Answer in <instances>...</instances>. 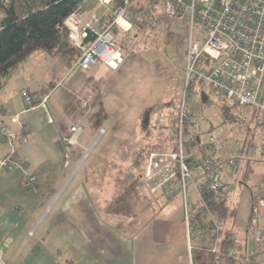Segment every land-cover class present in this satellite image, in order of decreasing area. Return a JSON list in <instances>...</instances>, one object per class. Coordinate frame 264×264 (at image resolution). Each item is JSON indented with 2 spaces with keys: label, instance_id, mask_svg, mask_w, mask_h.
<instances>
[{
  "label": "rangeland",
  "instance_id": "1",
  "mask_svg": "<svg viewBox=\"0 0 264 264\" xmlns=\"http://www.w3.org/2000/svg\"><path fill=\"white\" fill-rule=\"evenodd\" d=\"M87 1L82 11L87 13L85 17L96 15L100 18L99 25L105 26L112 18L110 11L94 0ZM165 1L133 0L130 13L136 15L137 20L130 21L127 32L118 28L111 30L114 44L123 57L117 72L108 70L106 73L101 62H97L91 72L82 70L76 66V55V59L69 61L59 54L55 57L39 54L17 65L7 78V84L12 87L8 89L16 90L19 96V90L27 88L34 100L47 95L53 127L63 131L71 124H80L86 133L92 134L88 146L94 143L98 149L115 147L116 156H125L130 172L124 168L120 173L128 183L116 185L117 190H126L129 213L136 215L142 211L146 219L152 217V211L164 213L167 209L172 218H178L185 208L191 216L196 207L197 197L189 183L186 184L185 207L180 194H174L175 199L169 202V192H161L165 201L162 196L158 200L159 189L169 184L168 179L175 178V136L179 118L183 115L191 119L192 131L199 134L202 142H207L211 136L222 146L217 157L238 159L242 166L248 163L246 184L239 188L237 183L227 188L228 204L236 206L234 225L242 230L244 224L247 225L250 193L264 197V119L237 103L224 101L223 104L214 89L201 86L192 77L190 85H186L189 18L167 22ZM2 16L0 11V20ZM94 26L97 28V24ZM204 36L205 32L195 22L193 39L199 41ZM81 101L88 106H83ZM220 107L226 108L225 115L221 114ZM51 127L48 131L53 130ZM86 133L84 136L90 138ZM57 137L60 141L61 135ZM82 141L80 145L85 144ZM247 144L250 153L242 155L241 150ZM188 159L197 162L194 154ZM186 162L190 167L189 160ZM124 206L125 202L118 200L116 208ZM232 224V219H227L223 226L232 229ZM240 230L233 233L239 241ZM253 246L251 242L249 248Z\"/></svg>",
  "mask_w": 264,
  "mask_h": 264
},
{
  "label": "crops",
  "instance_id": "2",
  "mask_svg": "<svg viewBox=\"0 0 264 264\" xmlns=\"http://www.w3.org/2000/svg\"><path fill=\"white\" fill-rule=\"evenodd\" d=\"M71 49L58 54L69 61L76 59L75 55L78 59L79 53ZM39 54L43 53H35L23 62ZM101 64L106 73L113 72ZM7 80L0 88V126L22 132L27 141L13 151L10 143L0 138V160L9 159L12 164L10 170L0 171V264H194L192 250L207 243L188 234L184 209L178 218H172L169 209L164 213L152 211V217L147 219L142 211L130 214L126 190L119 191L116 186L128 183L120 173L124 168L130 172L125 156H116L115 147L98 149L94 143L88 146L92 134L80 124H71L63 131L53 127L47 95L43 96L46 102L38 104L40 99L34 100L27 88H21L19 96L16 90H9ZM22 91L37 105L27 107ZM49 126L54 131H48ZM76 126L82 128L78 144L64 143L71 135L70 128ZM57 135H61L60 141ZM81 139L85 144H79ZM250 150V146L243 147L241 154L248 155ZM189 162L193 168L195 163L190 159ZM247 168L246 163L241 170ZM28 177L34 183L24 188L22 181ZM168 181L166 187L159 189L158 200L162 196L165 201L160 194L169 192V202L175 199L174 194H180L181 201L179 180L175 176ZM250 195L247 225L253 198L257 196ZM118 200L125 202L123 209L116 208ZM233 208L235 215L228 218L233 226L226 229V236L244 253L247 225L242 230L234 225L236 206ZM239 230L241 241L233 235ZM250 243L246 249L251 256L243 264H264V242H252V249Z\"/></svg>",
  "mask_w": 264,
  "mask_h": 264
},
{
  "label": "built area",
  "instance_id": "3",
  "mask_svg": "<svg viewBox=\"0 0 264 264\" xmlns=\"http://www.w3.org/2000/svg\"><path fill=\"white\" fill-rule=\"evenodd\" d=\"M99 6L110 11L111 23L99 25L100 18L92 15L89 19L87 13L78 11L65 20L68 29V44L76 49L79 57L76 66L82 70H90L97 62L106 65L110 70L116 71L123 57L114 44L111 30L118 28L127 32L130 25L128 17L129 7L133 0H94ZM165 12L167 22L176 18L178 20L189 18V39L185 50L186 85L193 78L201 86L211 87L222 101H230L257 113L264 119V0H166ZM205 32L202 40L193 39V25ZM97 24V28L94 26ZM96 34L93 42L84 44L87 37L86 30ZM21 95L25 105L32 108L34 101L26 92ZM40 99L38 104L46 102ZM82 102V101H81ZM86 106L85 102H82ZM184 113V112H182ZM179 118L177 130L176 164L179 170V186L184 201L187 196L186 184L193 188L197 197V204L192 215L204 214L210 220L208 225L197 224L193 227L192 215L188 208L184 209V224L191 236L197 237L207 246L198 247L211 253L215 257V264H243L251 256L247 252L249 242H264V198L255 196L250 209L249 222L245 233V252L240 253L235 248L225 247L223 239L226 229L223 223H218L212 217L206 201L201 197L200 189L204 185L201 174L209 169V165L195 163L187 165L190 155L185 152L182 138V121ZM71 135L64 139L68 145H77V138L82 132L80 126L70 128ZM0 138L10 143L13 151L26 143V136L22 132L14 133L0 126ZM193 142V140L191 141ZM209 151L218 153L220 144L214 137L205 142ZM194 151L192 153L195 154ZM9 159L0 160V171L10 170ZM219 169L212 172L211 200L218 203L223 197V191L233 188L237 184L241 173V163L238 159H222ZM199 174L197 181L195 173ZM228 180H227V179ZM34 183L32 177L22 181L24 188ZM205 225V226H204ZM229 238V237H227Z\"/></svg>",
  "mask_w": 264,
  "mask_h": 264
},
{
  "label": "trees",
  "instance_id": "4",
  "mask_svg": "<svg viewBox=\"0 0 264 264\" xmlns=\"http://www.w3.org/2000/svg\"><path fill=\"white\" fill-rule=\"evenodd\" d=\"M87 4V0H0V11L3 15L0 20V88L17 65L33 54L40 52L49 57H55L62 50H72L68 44V29L65 26V20L70 15L83 11ZM128 10L130 21L137 20L138 17L130 13L133 6H130ZM111 20L112 18L106 25H109ZM76 51L75 54L78 52ZM222 103L225 102L222 101ZM33 105L35 106L37 103L34 102ZM225 109L220 107L221 114L225 115ZM181 125L185 152L191 155L193 153L191 151L194 150L197 163L202 165L203 162H206L209 165V169L201 174L204 185L200 189V193L203 200L206 201L212 217L216 222L223 223L228 218H233L235 208L228 204V189H224L223 197L218 203H213L211 200L210 176L212 172L219 169L221 158L210 152L206 143L200 140L199 134L192 131L191 119L184 118ZM177 130L176 127V149ZM192 140L193 142H191ZM174 171L177 180H179L178 168H174ZM198 177L199 174H196L194 179L197 181ZM247 178L248 168L240 175L238 185H245ZM192 223L196 228L197 224L208 225L210 220L204 214L199 213L194 216ZM223 244L225 247H232L239 251V245L230 237H224ZM192 258L194 264H215L213 254L197 247L192 250Z\"/></svg>",
  "mask_w": 264,
  "mask_h": 264
},
{
  "label": "water",
  "instance_id": "5",
  "mask_svg": "<svg viewBox=\"0 0 264 264\" xmlns=\"http://www.w3.org/2000/svg\"><path fill=\"white\" fill-rule=\"evenodd\" d=\"M86 34H87V37L83 41L84 44H87L89 42H93L94 39L96 38V34L93 31L89 30V29L86 30Z\"/></svg>",
  "mask_w": 264,
  "mask_h": 264
},
{
  "label": "flooded vegetation",
  "instance_id": "6",
  "mask_svg": "<svg viewBox=\"0 0 264 264\" xmlns=\"http://www.w3.org/2000/svg\"><path fill=\"white\" fill-rule=\"evenodd\" d=\"M249 146H250V145H248V144H247V146H246V147L248 148Z\"/></svg>",
  "mask_w": 264,
  "mask_h": 264
}]
</instances>
